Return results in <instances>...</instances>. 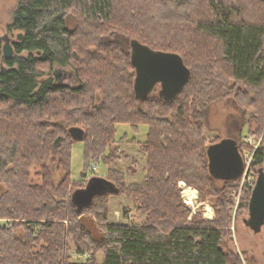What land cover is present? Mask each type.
Returning <instances> with one entry per match:
<instances>
[{"label": "trees", "instance_id": "obj_1", "mask_svg": "<svg viewBox=\"0 0 264 264\" xmlns=\"http://www.w3.org/2000/svg\"><path fill=\"white\" fill-rule=\"evenodd\" d=\"M194 1L16 0L9 27L21 31L22 41L14 51L28 55L4 60L7 69H0V264H241L238 255L225 248L230 202L223 199L225 187L239 177L223 181L209 173V144H204L202 131L208 107L225 84L246 105L261 103L263 119L252 134L263 129L264 19L256 13L244 15L232 1L208 0L210 16L191 21L192 28L216 41L217 52L188 58L175 43L164 40H174L168 34L180 39L181 30L159 19L165 21L161 15L175 9L182 10V19ZM257 2L264 7V0ZM75 7L76 14L71 12ZM69 18L76 22L73 28H68ZM153 19L160 28L150 33L146 25ZM119 35L127 38L128 47L116 40ZM132 40L182 58L190 76L175 97L162 98L159 85L153 88L158 87L156 93L136 96ZM54 65L71 67L77 85L55 84L50 77ZM194 65L202 68L201 80H196ZM60 119L66 126L57 122ZM115 124H128L133 131L138 125L148 128L140 145L146 155L141 183H127L125 173L116 168L121 151L112 146ZM242 126L236 123L235 138ZM70 129L78 130L79 137L73 138ZM75 141L83 143L81 177L88 178L91 167L105 164L104 180L114 189L95 194L85 205L71 197L85 187L70 188L79 182L70 179ZM251 163L256 180L259 171L264 174V140ZM35 164L41 166V184L30 180L29 168ZM180 179L217 197L220 210L214 219L187 221L188 211L175 192ZM250 191H244L247 201ZM120 195L144 215L142 223L108 221L107 200ZM83 213L94 219L101 238L94 239L81 223ZM71 249L85 255L84 261L72 262Z\"/></svg>", "mask_w": 264, "mask_h": 264}, {"label": "rangeland", "instance_id": "obj_2", "mask_svg": "<svg viewBox=\"0 0 264 264\" xmlns=\"http://www.w3.org/2000/svg\"><path fill=\"white\" fill-rule=\"evenodd\" d=\"M207 1L208 0H195L194 4L189 5L187 10H185L182 19L178 18V14H182V10L176 9L174 11L171 10V14L166 15L163 13L161 15V17L166 18L165 21L164 19H159L161 24L166 23L181 30L180 39L176 38L173 34H168L169 36H173L174 40L169 39V37H166L164 40L165 42L171 41V43H175L176 47L180 48L178 49L180 53H183L188 58H192L193 55L195 57L197 55L200 56L204 52H209L210 54H215L217 52L218 44L216 41L195 32L192 28L193 23L191 21L207 19L210 16L209 8L206 5ZM229 1H232L235 6L239 7L244 15L251 16L252 13H256L258 16L262 15V19H264V7L260 5L257 0ZM16 6V0H0V37L3 34H7L10 39L14 41H16V35L21 33V31L9 27L12 23ZM160 10H162V8H160ZM258 11L260 14H258ZM71 12L76 14L78 12L77 7L71 9ZM184 18L186 19L184 20ZM159 20L153 19L150 21L149 25H146V28L149 29L148 31L150 33L155 32L153 27H155L156 30L160 28ZM75 24L76 22L74 19H68V28H73ZM150 37L154 39V34H150ZM116 40H118L124 48L128 47L127 38L124 35H119L116 37ZM19 56L25 57V53H22ZM194 68L197 73L196 80H201L203 78L202 68H200V65H194ZM64 70L74 74L72 68L69 66H66ZM72 79H74V77ZM72 82L73 81L70 80V82H65L64 84H68V86L71 87L77 85V82ZM224 87H226V84L222 86V88H219L220 93L217 94V100L212 102L208 107L207 122L202 131L204 144L208 145L212 142H217L223 138L229 137L239 141L238 138L240 137V141L237 142L238 150L242 158L246 160L245 162L248 165V173L253 174L255 171L253 170L250 158L253 151L257 148L256 146L260 145V142L262 143L264 140L263 124V129L261 131H258L256 135L252 134L254 133L256 125H258L262 121L261 119H263L260 113V110L262 109L261 103L260 106L258 104L256 106H248L244 101L235 99L233 93L227 91V88ZM157 89L158 87H156L153 92L156 93ZM260 93L263 92L260 91ZM250 94L258 96V93H252L251 91ZM260 117L261 119L259 122ZM57 122L66 126L64 120L60 119ZM236 123H241L243 125L242 131L237 138H235ZM114 127L116 130V142L112 146L117 147L118 150L121 151V153L117 155L119 158L116 168L125 173L127 183H141L146 170V155L141 151L140 145L146 140L148 128L146 125H138L137 130L133 131L128 124H115ZM83 167V143L81 141H75L70 150V179L72 181L79 180V182H73V186L70 188L73 189L76 184L80 185L79 187L85 186L84 188L76 190L72 194V200L76 204H80V195L89 190L93 182L99 179H104L107 175V165L100 163L94 168L91 167L92 169L88 170L89 177L85 179L81 177ZM40 169L41 166L39 164L30 166L29 173L32 183L41 184V177L37 175ZM59 177L60 174L55 172V181H58ZM215 186L220 188L223 186V183L215 182ZM225 188L223 199L226 198V200H229L230 202V221L226 225V230H228L230 234V240L226 243L225 248H228L233 253L237 254L241 264H264V226H261L258 231H253L246 225L244 220L247 217L248 205L244 191L249 188H247L241 178L238 179L235 185L230 186V188H227L226 186ZM3 190L4 187L0 185V193L3 192ZM185 191L188 193L192 192L190 197H188V195H183V192ZM175 192L178 196L179 202L188 211L187 221H190L191 219L195 221L212 220L218 215V211L220 210L218 208L219 203L214 194L209 195L206 193V190L195 185H190L182 179L176 181ZM107 203V219L109 222L142 223L144 215L137 212L134 204L126 196L120 195L109 197ZM80 221L91 232L94 239L101 238L102 235L98 231L97 224L93 218L86 213H83L80 216ZM18 234H20V231H18ZM68 247L72 248L71 245ZM69 255L72 262L78 263L83 262L86 257L85 255L76 254L73 249L70 250Z\"/></svg>", "mask_w": 264, "mask_h": 264}, {"label": "water", "instance_id": "obj_3", "mask_svg": "<svg viewBox=\"0 0 264 264\" xmlns=\"http://www.w3.org/2000/svg\"><path fill=\"white\" fill-rule=\"evenodd\" d=\"M21 36L20 33L17 38L20 39ZM11 53L12 48L5 41L2 55L8 58ZM130 62L135 72L133 89L138 97H146L152 93L156 85H159V95L165 100H170L181 91L190 76L189 69L178 54L153 50L135 40L130 41ZM77 131L70 129L73 138L79 137ZM206 154L208 171L214 178L230 181L240 175L243 159L236 140L223 138L209 144ZM112 190H114L112 184L99 179L93 182L89 190L80 195L78 205L87 204L95 194ZM244 220L253 231H258L264 226V174L261 171L250 191L247 217Z\"/></svg>", "mask_w": 264, "mask_h": 264}, {"label": "flooded vegetation", "instance_id": "obj_4", "mask_svg": "<svg viewBox=\"0 0 264 264\" xmlns=\"http://www.w3.org/2000/svg\"><path fill=\"white\" fill-rule=\"evenodd\" d=\"M2 37H5V39H2ZM17 37H18V34L16 35V41L11 40L10 37L7 34H3L0 37V42H1L0 43V46H1L0 69H1V71H5L7 69V66L4 63V60L11 59L12 57H21V56H19L20 54L16 55L15 51H14L15 45L22 41V36L20 37V39H18ZM5 41L12 48L11 56L8 57V58H4L3 55H2V46L4 45ZM22 53H25V57L28 55L27 54L28 52H21V54ZM36 54L39 55V52H37ZM54 66H53V69L51 71V76L50 77L52 78V81L55 84H57V85H68V84H64V83L65 82H70V80H72L73 82H77L76 78H75V75L71 74L72 72H67L66 70H64L65 67H62V66H59V65H56L55 67ZM72 76L74 77V79H72L73 78Z\"/></svg>", "mask_w": 264, "mask_h": 264}, {"label": "built area", "instance_id": "obj_5", "mask_svg": "<svg viewBox=\"0 0 264 264\" xmlns=\"http://www.w3.org/2000/svg\"><path fill=\"white\" fill-rule=\"evenodd\" d=\"M257 147V146H256ZM254 152V151H253ZM253 154V153H252ZM243 159V158H242ZM252 160V155H251V158ZM246 160L243 159V166H242V170H241V173L240 175L238 176L239 178H241L245 185L247 186V188L249 189H252L254 183H255V179H254V173L253 174H249L248 173V165L246 164L245 162ZM95 166H93L92 168H94ZM91 168V169H92ZM188 197H190L191 193L189 192L188 194Z\"/></svg>", "mask_w": 264, "mask_h": 264}, {"label": "bare ground", "instance_id": "obj_6", "mask_svg": "<svg viewBox=\"0 0 264 264\" xmlns=\"http://www.w3.org/2000/svg\"><path fill=\"white\" fill-rule=\"evenodd\" d=\"M27 54H28V53H27ZM191 193H192V192H191ZM181 194H182V193H181ZM187 194H188L187 191L183 192V195H184V196H186ZM186 200H188V199H186ZM186 200H185V201H186ZM188 203H189V202H188Z\"/></svg>", "mask_w": 264, "mask_h": 264}]
</instances>
